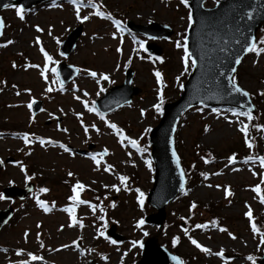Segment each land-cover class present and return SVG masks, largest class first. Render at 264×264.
Returning a JSON list of instances; mask_svg holds the SVG:
<instances>
[{
	"label": "rangeland",
	"instance_id": "1",
	"mask_svg": "<svg viewBox=\"0 0 264 264\" xmlns=\"http://www.w3.org/2000/svg\"><path fill=\"white\" fill-rule=\"evenodd\" d=\"M215 1L208 0L206 6ZM176 2L99 0L94 5L83 2L85 8L76 9L68 0H55L28 12L15 7L0 12L6 25L0 45V128L12 130L0 135V160L22 158L1 166L0 188L23 186L28 175L35 184L25 209L11 203L19 210L0 231V264H86L92 259L95 264H133L140 257L142 241L156 234L155 226L142 222L144 215L154 212H144L139 192L152 187L153 168L144 156L149 154L145 137L158 124L159 103L176 100L191 71L181 43L173 42L189 25L188 10ZM97 10L134 23L170 26L173 37L157 41L161 55H170L166 74L161 61L152 62L141 55L146 39H131L113 26L110 16L103 19ZM80 23L83 33L74 51L63 58L59 42ZM37 40L50 52L51 64L64 61L78 68V75L65 84L64 93L56 87L51 64H45L38 52ZM17 54H23L28 67L11 68L9 58ZM127 67L134 70L132 85L141 92L104 117L89 109L85 100L92 104L101 89L122 83ZM162 72L164 81L159 78ZM234 81L261 100L258 116L264 122V52H250ZM31 100L41 102L35 115L27 108ZM246 120L231 111L195 107L177 126L174 146L191 181L186 180V191L166 207L158 240L173 242L177 250L172 252L186 264H227V259L220 257L224 252L237 256L230 264H252L264 248V232H254L250 223L262 219L264 230V197L253 188L259 185L264 194L263 167L244 157L226 156L231 149L237 150L235 144L242 140ZM25 136L27 143L23 142ZM261 138L264 141V132L255 140L259 149ZM56 141L73 151L65 152ZM252 148L246 146V152ZM83 150L86 152L80 153ZM87 152L96 153V161L87 158ZM199 155L213 160L197 161ZM132 173L137 187L126 182L123 190L112 189ZM89 188L99 190L101 200L111 199L112 206L122 198L111 212L118 221L109 222H115V230L128 238L126 241L109 245L99 241L107 217L101 206L87 204ZM37 197L50 205L48 210L39 205ZM8 204L0 199V208ZM192 204V210H187ZM70 214L79 221L74 222ZM193 220L210 224L190 231ZM185 228L188 233L178 236ZM175 235V239L171 237Z\"/></svg>",
	"mask_w": 264,
	"mask_h": 264
},
{
	"label": "water",
	"instance_id": "2",
	"mask_svg": "<svg viewBox=\"0 0 264 264\" xmlns=\"http://www.w3.org/2000/svg\"><path fill=\"white\" fill-rule=\"evenodd\" d=\"M13 2L28 5L26 0H0V9ZM204 0H191L193 26L188 32L191 55L195 70L188 78L181 98L164 107L162 120L151 132L152 156L156 164L155 183L148 201L159 211L147 220L161 223L164 218L163 208L183 186L182 171L173 151L172 135L178 116L188 107L198 104H227L243 109L253 110L248 94L231 83V75L241 56L252 45L255 29L264 20V0H225L213 9H203ZM150 29L138 30L149 36L167 37L171 30L159 24ZM163 30L154 31L152 28ZM2 21L0 19V33ZM80 28L74 30L63 46V52L71 50ZM150 49L156 51L153 46ZM131 74L119 89L127 93L119 98L108 110L114 109L122 102L129 101L137 88H130ZM27 186L25 194L30 189ZM17 189L5 190L7 196L18 194ZM7 212H0L2 217ZM112 234V233H111ZM138 264H180V261L160 247L155 238L145 242L142 258ZM264 264V260L260 262Z\"/></svg>",
	"mask_w": 264,
	"mask_h": 264
}]
</instances>
